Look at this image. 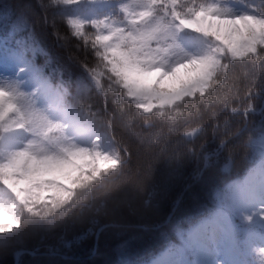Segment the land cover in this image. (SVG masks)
Segmentation results:
<instances>
[{"label": "trees", "instance_id": "trees-1", "mask_svg": "<svg viewBox=\"0 0 264 264\" xmlns=\"http://www.w3.org/2000/svg\"><path fill=\"white\" fill-rule=\"evenodd\" d=\"M206 2L232 15H264V0ZM128 3L0 0V81H14L36 108L56 120L57 114L49 113L56 105L46 94L59 93L69 115L114 137V149L101 150L119 155L121 161L116 171L102 175L100 181L105 188L113 187L114 182L119 189L106 201L105 210L92 211L82 218L69 212L65 220H57L55 228L44 229L29 224L20 209L25 226L17 232L0 233V264H13L12 256L18 250H33L34 254H20L17 264H148L154 259L174 264L177 228H199L202 243L186 253L188 264H218L221 257L233 253L245 264H264L261 249L251 251L247 245L249 236L264 238V220L255 217L256 204L240 202L236 195L238 190L252 195L264 183V73L260 74L250 62H234L227 87L209 97L207 104L189 101L164 109L162 115L160 111L137 114L106 79L102 80L99 95L82 67H94L95 57L85 56L80 50L72 25L119 22L123 20L120 7ZM17 56L31 78L17 77ZM4 63L7 71L2 67ZM33 78L40 81L41 94L31 93L27 87ZM249 88L251 95L244 99ZM0 89L13 94L17 91L7 84H0ZM225 96L229 98L228 109L221 104ZM231 106L237 111L233 112ZM249 106L258 112L245 111ZM114 108L121 110L115 121ZM243 116L247 118L244 128ZM106 121H113L115 127L108 129ZM196 127L201 128L199 135L187 141L183 134ZM9 133L0 131V137ZM206 153L208 161L203 163ZM220 160L226 163L224 171ZM235 209L238 212L232 214ZM258 211L264 214V209ZM244 217L251 218V224ZM103 224L111 225L99 231L91 251L93 231ZM88 229L90 235L82 241V249L90 247L87 253L53 254L43 246L39 248L60 235L68 237Z\"/></svg>", "mask_w": 264, "mask_h": 264}, {"label": "snow or ice", "instance_id": "snow-or-ice-1", "mask_svg": "<svg viewBox=\"0 0 264 264\" xmlns=\"http://www.w3.org/2000/svg\"><path fill=\"white\" fill-rule=\"evenodd\" d=\"M120 11L123 20L119 22L74 23L73 36L85 56L95 57L94 67H82L97 88L106 79L137 114L160 111L162 115L164 109L189 101L207 104L209 97L227 87L230 69L237 61L250 62L264 73V15H232L206 0H129ZM184 33L195 37L185 42ZM189 47L196 51L190 52ZM0 84L17 90L13 94L0 89V131L28 128L32 135L0 151V233L17 232L25 226L20 209L29 224L44 229L55 228L57 220H65L69 212L82 218L105 210L106 201L119 189L114 182L105 188L100 181L102 175L118 169L119 155L101 150L99 136L90 146L76 143L86 133L76 116L69 120V109L63 107L59 93L53 102L62 119L56 120L36 108L14 81ZM251 92L249 88L244 99ZM228 100L225 96L221 101L225 109L230 107ZM103 102L107 109L106 96ZM231 110L237 111L232 106ZM120 111L114 108L113 121ZM113 121H106L105 126L114 128ZM244 219L251 224V218ZM176 235L174 264H188L186 253L202 243L199 228H177Z\"/></svg>", "mask_w": 264, "mask_h": 264}, {"label": "rangeland", "instance_id": "rangeland-1", "mask_svg": "<svg viewBox=\"0 0 264 264\" xmlns=\"http://www.w3.org/2000/svg\"><path fill=\"white\" fill-rule=\"evenodd\" d=\"M100 2H102V4H105V0H100ZM237 15H241V14H237ZM182 39L187 42L190 41L191 38L188 37L185 34H182ZM189 51L190 52H195L196 49L194 47H189ZM20 75H22L23 77H27V75L25 73H23V70H20ZM89 79L91 80L92 84L94 86H97L95 81L91 78L90 75ZM38 84L36 83L35 87L37 88ZM100 88V87H99ZM250 113H257L258 110H255L254 108H249V110H247ZM58 117H60V119H62V115L61 113L58 114ZM72 116H69V120L71 119ZM69 120H64L65 123H68ZM243 123H242V128H244L246 126V122H247V118L245 116H243ZM82 124V123H81ZM84 131L86 133V135L84 137H77L76 138V142L78 144L84 145V146H90L92 140L99 136L100 137V144L99 147H111L114 149V143L111 139V136L108 132L106 131H98L93 124L89 123L87 125H83ZM31 133L29 131L28 128L24 129V130H16L14 132L9 133L7 136H5L4 138H0V145H2V149L3 151H5L8 147L14 146L17 144V142L20 141H28L31 138ZM220 145V144H219ZM213 151H216L215 149ZM208 157L209 154L206 153L204 154L203 157V163H207L208 161ZM221 162L223 160H220ZM225 162H222V169L221 171H224L225 169ZM236 195L237 198L240 200H245V201H253V202H257L256 205H258L259 208H264V185L260 186L257 190H256V195L255 196H251V195H247L242 191H236ZM255 216L256 218H261V214H259L258 211H255ZM90 235V229H88L86 232H82L79 234H75V235H70L68 237H63V235H60L56 238H54L51 242L49 243H44L42 244L40 247L43 246V248L47 251H49L50 253L53 254H63V251H65V254H70V255H80V254H84L90 251V247L82 249V241L88 236ZM96 230L93 231V244L91 246V251L94 250L95 248V242H96ZM247 243L248 246L251 250L256 251L259 248H264V238L261 236H249L247 239ZM60 246L58 249L59 251H57V247ZM33 251V250H32ZM25 254H29L31 255V253L28 252H24ZM23 254V253H22ZM19 255L17 254L16 256L13 254L12 256V261L13 264L18 263V259H19ZM221 262H219L218 264H245L242 260H240L239 258H237L235 255L230 256L227 261L220 259ZM169 261L168 260H161V259H155L150 261L148 264H167Z\"/></svg>", "mask_w": 264, "mask_h": 264}, {"label": "water", "instance_id": "water-1", "mask_svg": "<svg viewBox=\"0 0 264 264\" xmlns=\"http://www.w3.org/2000/svg\"><path fill=\"white\" fill-rule=\"evenodd\" d=\"M199 130H200L199 128L192 129V130L188 131L184 136L186 137L187 140H192L199 133ZM178 200H179V198L176 200L175 204L178 202ZM106 225L101 226L99 229L103 228Z\"/></svg>", "mask_w": 264, "mask_h": 264}]
</instances>
